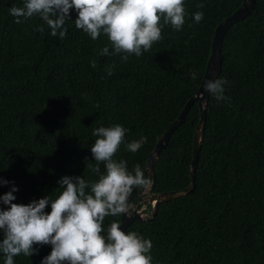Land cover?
<instances>
[{"label":"trees","instance_id":"trees-1","mask_svg":"<svg viewBox=\"0 0 264 264\" xmlns=\"http://www.w3.org/2000/svg\"><path fill=\"white\" fill-rule=\"evenodd\" d=\"M241 2L185 0L180 31L163 26L162 40L150 51L122 62L124 54H113L104 34L93 40L75 28L74 11L61 39L38 17L15 22L9 8L23 0H0V179L9 182L0 185V196L15 187L12 203L26 206L58 197L62 177L96 182L106 173L103 163L99 174L92 172L98 127L126 129L113 159L126 160L129 171L137 164L143 170L159 137L198 90L215 28ZM198 11L204 18L195 23ZM105 47L109 53L101 55ZM221 57L217 79L227 81L228 99L209 95L193 192L160 204L152 220L134 221L126 230L152 241V264H264V0L228 30ZM198 118L194 103L153 163L151 193L188 186ZM141 137V149L127 151L125 145ZM120 218L106 217L105 232ZM33 248L14 264H41L51 252L50 245Z\"/></svg>","mask_w":264,"mask_h":264},{"label":"clouds","instance_id":"clouds-1","mask_svg":"<svg viewBox=\"0 0 264 264\" xmlns=\"http://www.w3.org/2000/svg\"><path fill=\"white\" fill-rule=\"evenodd\" d=\"M184 3L185 0H23L22 6L10 7L9 13L16 18V23L38 17L51 30L52 37L59 35L63 39L70 10L74 11L76 29L93 40L104 34L113 54L123 53L121 60L127 62L130 56L140 57L161 41L163 26L170 25L174 31L182 29L186 16ZM197 7L203 8L204 4ZM203 18L204 13L200 11L193 15L195 23ZM35 30L44 31L39 26ZM108 53V47L101 51V55ZM113 67L107 71L109 76L113 74ZM196 78L192 73L191 79ZM226 84L223 79L206 81L204 92L217 101L226 100ZM125 133L126 129L118 124L93 131L96 139L90 150L95 162L92 172L99 174L101 163L106 169L96 182L86 181L82 176L62 177L58 181L62 189L58 197L46 196L26 206L12 203L15 187L0 196V204L7 206L6 210L0 209L3 264H14V257L20 255L32 256L34 245L51 246L50 254L41 264H152L150 239L135 231H121V221L111 222L106 232L103 227L106 217H128L138 204L137 200L135 205L131 201L134 190H147L153 183L145 175L146 168L142 170L137 164L129 171L126 160L113 159L124 143ZM145 143L146 137H141L125 147L136 153ZM8 183L0 179V185ZM152 189L134 195L142 200L148 194H155L151 193ZM145 205L143 202L138 205L142 213L145 208L149 209ZM46 208L50 209L48 213Z\"/></svg>","mask_w":264,"mask_h":264},{"label":"water","instance_id":"water-1","mask_svg":"<svg viewBox=\"0 0 264 264\" xmlns=\"http://www.w3.org/2000/svg\"><path fill=\"white\" fill-rule=\"evenodd\" d=\"M256 0H242L240 6L226 19L218 24V26L214 30V34L211 42V51L209 57L207 59L206 67L204 74L202 76L200 85L195 95L192 96L183 106L177 118L173 121V123L169 126V128L159 137L153 150L148 154L146 162L144 164L143 170L146 168L147 172L146 176H150L153 183L150 189L154 186V171H153V163L158 160L160 152L164 149V147L168 144V141L172 135V133L180 126L185 120L186 114L188 113L191 106L196 103L199 110V118L196 124L195 130L193 132L192 139V161L189 167V184L186 188L179 191L172 192H163L157 194H148L144 199H137L138 204L130 210V214L128 217L122 216L120 218L121 221V231L126 232L127 228L134 221H149L152 220L156 213L158 206L160 204L167 203L173 199H177L179 197L186 196L193 192L195 187V173L196 167L198 163V157L201 150V146L203 143L204 136V128L206 123V108L209 99V95L204 92L203 84L206 81H214L218 78L221 72L222 65V57H221V47L225 34L228 30L241 20L245 19L255 8ZM144 190H138L133 192V194L138 195L140 192ZM143 202L149 205L150 214H143L141 210L138 209V205ZM131 204V203H130Z\"/></svg>","mask_w":264,"mask_h":264},{"label":"flooded vegetation","instance_id":"flooded-vegetation-1","mask_svg":"<svg viewBox=\"0 0 264 264\" xmlns=\"http://www.w3.org/2000/svg\"><path fill=\"white\" fill-rule=\"evenodd\" d=\"M142 195L144 196V194H142ZM136 200H137V198H135V202H136ZM136 203H137V202H136ZM136 203H135V204H136ZM135 204H134V205H135ZM145 209H146V211L143 212V213L148 214V213H149V209H148V208H145Z\"/></svg>","mask_w":264,"mask_h":264},{"label":"rangeland","instance_id":"rangeland-1","mask_svg":"<svg viewBox=\"0 0 264 264\" xmlns=\"http://www.w3.org/2000/svg\"><path fill=\"white\" fill-rule=\"evenodd\" d=\"M148 190V189H147ZM147 190H144V191H142L141 193H143V192H147Z\"/></svg>","mask_w":264,"mask_h":264}]
</instances>
